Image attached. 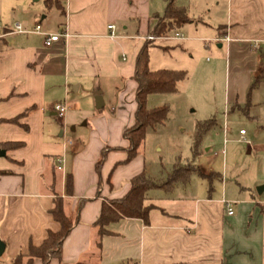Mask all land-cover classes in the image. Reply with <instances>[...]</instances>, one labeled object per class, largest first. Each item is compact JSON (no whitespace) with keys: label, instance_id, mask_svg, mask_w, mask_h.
I'll use <instances>...</instances> for the list:
<instances>
[{"label":"crops","instance_id":"0c3cea01","mask_svg":"<svg viewBox=\"0 0 264 264\" xmlns=\"http://www.w3.org/2000/svg\"><path fill=\"white\" fill-rule=\"evenodd\" d=\"M173 1L191 19L181 28L187 36L153 43L162 55L152 63L148 49L150 71L193 73L194 50L205 39L226 48L223 101L205 118L215 121L202 145L208 162L196 165L202 176H192L200 181L190 176L169 193H148V224L122 219L99 238L94 223L102 202L123 197L133 177L148 173L142 145L124 164V151L107 153L99 191L95 164L102 150L127 147L123 133L134 125L137 107L136 56L166 2L64 0L62 20L51 28L31 0H0V264L18 255L26 264L29 247L60 230L50 214L54 197L63 199L71 218L79 201H88L60 260L50 264H264V190L256 191L264 185V78L250 91L264 74V0ZM16 24L26 33H16ZM37 25L43 33L68 36L45 47L44 36L31 32ZM108 25L116 27L114 39ZM225 37L229 43L221 41ZM59 102L71 108L64 118L52 111ZM23 114V126L7 122ZM13 143L19 146H5ZM67 175L72 197L65 195Z\"/></svg>","mask_w":264,"mask_h":264},{"label":"trees","instance_id":"16d2710c","mask_svg":"<svg viewBox=\"0 0 264 264\" xmlns=\"http://www.w3.org/2000/svg\"><path fill=\"white\" fill-rule=\"evenodd\" d=\"M166 6L162 16H154L152 19L155 25L150 35L170 36L179 31L184 25L191 22L187 11L182 7H177L173 0H165ZM46 6L51 7L50 0H46ZM54 7L59 11L61 7L58 0H54ZM153 46V42L145 41L140 48L135 60V72L133 80L137 84L135 92L136 111L134 114V125L126 129L123 133V139L127 142V147L123 149L102 150L98 161L95 164V171L98 177V191L101 186V166L106 155L110 151L121 150L126 153V159L122 164L133 160L138 150L145 141L147 133L155 130L162 125L167 118L168 109L166 107L148 108L147 100L152 95L173 94L177 92L178 83L185 80L187 73L185 71L157 70L150 71L148 67L149 56L148 49ZM264 74L257 76L250 87V91L256 88L263 80ZM24 116L7 121L12 124L23 126L19 120ZM215 125L213 119L198 123L195 127V137L193 139L191 152L198 156L201 152V142L207 132ZM7 148H15L19 144H5ZM202 176L198 167L191 163H183L177 159L170 171L162 169L155 177L150 176L145 169L133 177L129 184L128 192L121 198L103 201L101 205L100 216L94 223L98 229V236L101 238L106 235V227L122 219H139L148 224L149 213L152 205H147L148 193L152 190H159L164 193L171 192L178 184L186 183L190 176ZM65 195L73 196V178L67 175L65 178ZM88 200H81L78 203L76 216L74 218L66 216L64 212V201L61 197H54L53 206L50 214L60 225L57 233H49L47 239L39 247H29L28 260L26 264H32L34 259H39L42 264H50L51 259L60 260L61 247L65 238L70 234L75 225L79 223V212L81 207ZM24 257L18 255L10 264H23Z\"/></svg>","mask_w":264,"mask_h":264},{"label":"rangeland","instance_id":"374dc122","mask_svg":"<svg viewBox=\"0 0 264 264\" xmlns=\"http://www.w3.org/2000/svg\"><path fill=\"white\" fill-rule=\"evenodd\" d=\"M31 2L33 7L39 10L40 16L47 17L45 25L51 28L58 26L62 15L54 7V0H50L51 7L46 6V0H31ZM64 4V0H58V5L64 7ZM178 32L187 36L184 30L180 29ZM205 40L206 42H197L200 47L197 46L194 50V64H196L194 68L196 69H191L194 70L193 73H187L186 79L178 84L177 92L152 95L147 100L148 108L166 107L168 109L164 123L155 130L149 131L142 144L145 165L151 176H157L162 169L170 171L177 159L183 163L207 165V154H204L202 145L208 143L210 134L203 137L202 150L195 157L191 152L192 144L189 136L198 123L206 121L205 118H208L214 107L222 104L227 78V59L225 45L220 49L215 40ZM149 52L152 63L157 57L160 59L162 55L157 47H151ZM236 113L241 115L240 112ZM242 128L246 129V126ZM155 146H159L161 150L157 151ZM198 181L200 180L195 176H191L190 182Z\"/></svg>","mask_w":264,"mask_h":264},{"label":"built area","instance_id":"2783aa9c","mask_svg":"<svg viewBox=\"0 0 264 264\" xmlns=\"http://www.w3.org/2000/svg\"><path fill=\"white\" fill-rule=\"evenodd\" d=\"M2 26H3V23H2V19L0 17V31L2 29ZM14 29H15L16 33H26L22 29V27L20 25H18V24L15 25ZM115 29H116V27L114 25H108L107 26V31L109 32V37L111 39L115 38ZM31 32L35 33V34H42L44 36V38H45L44 39V46L45 47H50L52 45V43L57 42L60 37H67L68 36L66 33H61V34H46V33H43L42 30H41V27L39 25L35 26L32 29ZM170 39L183 40L184 36H183V34H181L179 32H175L174 34H172L170 36H159V37H156V36H153V35H147L144 38L145 41H150V42H153V43H157V42H160V41H168ZM229 40L230 39L228 37H225L221 41L225 42V43H229ZM70 109H71L70 106H68V104H66L65 102H59V103H56V104L53 105L52 111L58 118H64V116L66 115V113L68 111H70ZM243 134H244V131H240V135H243ZM57 169L60 170V167H58ZM222 202L225 204L227 215H229V216L232 215L233 212H232L231 207L228 205V203L225 202L224 200Z\"/></svg>","mask_w":264,"mask_h":264},{"label":"water","instance_id":"95a60500","mask_svg":"<svg viewBox=\"0 0 264 264\" xmlns=\"http://www.w3.org/2000/svg\"><path fill=\"white\" fill-rule=\"evenodd\" d=\"M219 47H220V45H219ZM94 100H95V106H96V108L97 109H100L103 106L100 96L97 94L95 96ZM3 155H4V152L3 151H0V157L3 156ZM263 190H264V185L259 186L256 189V191H257L258 194H260ZM3 251H4V245L0 241V256L3 254Z\"/></svg>","mask_w":264,"mask_h":264}]
</instances>
